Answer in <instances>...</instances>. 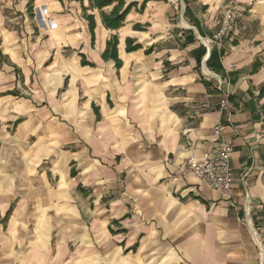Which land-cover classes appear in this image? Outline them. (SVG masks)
Segmentation results:
<instances>
[{
  "label": "crops",
  "instance_id": "crops-1",
  "mask_svg": "<svg viewBox=\"0 0 264 264\" xmlns=\"http://www.w3.org/2000/svg\"><path fill=\"white\" fill-rule=\"evenodd\" d=\"M232 6L234 27L215 44L222 69L205 56L198 69L195 21L209 37ZM113 34L119 68L102 57ZM127 37L141 48L125 51ZM0 54V264H264V0H147L115 29L89 0H0ZM218 123L232 143L229 194L185 168ZM21 182L42 185L37 205L55 210L27 233Z\"/></svg>",
  "mask_w": 264,
  "mask_h": 264
},
{
  "label": "trees",
  "instance_id": "trees-1",
  "mask_svg": "<svg viewBox=\"0 0 264 264\" xmlns=\"http://www.w3.org/2000/svg\"><path fill=\"white\" fill-rule=\"evenodd\" d=\"M146 1L147 0H143L138 7V3L136 1L126 2V0H89L92 7L97 8L99 10L100 19L102 20L104 26L110 29H115L121 26L123 22L125 21V17L128 14V12L131 10V8L136 7L138 8L139 11H142L146 5ZM109 5H113L112 9L110 11H105L103 8ZM28 9L29 11L32 10L30 5ZM188 12H189V5L186 4L185 9H184V14H187ZM84 17L86 18V20H88L89 34L91 36V41L93 43L94 37H95L94 36V28H95L94 16L91 13H85ZM194 24L196 25L198 32L202 36H205V34L200 29L198 22L195 21ZM133 28L137 30H143L144 26L140 23H135L133 25ZM186 33H188V35L185 39V44L189 42H194L196 40L195 33H193L192 30L188 29ZM232 42L235 43L236 41L233 40ZM117 43H118V35L113 34L110 38L106 40V45L103 50L102 57L104 59H112L114 61V65L119 68L121 65V59L118 56ZM125 43H126L125 51L127 52H132V50L141 48V44L136 42V39L133 37H127L125 40ZM149 51H150V48H147L146 52H149ZM207 52H208V49L203 43H199L196 47H194L193 50H191V55L195 58L198 69H200L202 58L207 54ZM223 55H224V49L221 47H217L215 44H213L210 47V51H209L208 57L205 60V64L210 70L212 69L218 72L222 69V65L220 64V58ZM0 56H2V54H0ZM81 64L82 65L88 64L90 66L94 65L92 62L87 61L83 55L81 59ZM261 64H262L261 60L257 58L253 62L252 72L257 71ZM164 65H166L167 68L169 67L166 61H164ZM200 80H202L203 83L208 84L207 81L204 80L202 76L200 77ZM7 92L12 93L14 95H18L17 91L14 89L9 90ZM262 96H264V83L260 85L256 99L261 98ZM228 98L229 99L232 98L231 95H228ZM94 110L98 118L99 114L97 113V108L95 106H94ZM19 121L20 119H17L15 123H18ZM70 174L71 175L75 174L74 168H72ZM12 207H13V203H11L10 207L7 209V212L3 218L4 220H7V218L9 217L12 211Z\"/></svg>",
  "mask_w": 264,
  "mask_h": 264
},
{
  "label": "built area",
  "instance_id": "built-area-1",
  "mask_svg": "<svg viewBox=\"0 0 264 264\" xmlns=\"http://www.w3.org/2000/svg\"><path fill=\"white\" fill-rule=\"evenodd\" d=\"M234 9V6L227 8L219 22V27L209 37L199 36V39L205 44H210V42L211 44L219 43L227 35L228 31L234 27ZM226 106L227 104L224 102L221 108L224 109ZM224 128L225 126L221 123L213 126L215 137L213 145L203 152L200 159L188 157L185 162V168L197 178L207 182L213 189L215 188L224 194H229L235 176L230 158L232 143L223 138Z\"/></svg>",
  "mask_w": 264,
  "mask_h": 264
},
{
  "label": "rangeland",
  "instance_id": "rangeland-1",
  "mask_svg": "<svg viewBox=\"0 0 264 264\" xmlns=\"http://www.w3.org/2000/svg\"><path fill=\"white\" fill-rule=\"evenodd\" d=\"M15 23V22H14ZM16 25V24H15ZM210 44H211V42H210ZM210 44H207L206 43V45H210ZM204 76L205 77H209V75H210V72H209V70H207V68L205 67L204 68ZM25 96H30L29 94H27V93H25ZM30 144V142H26L25 143V146L24 147H26V149H28V145ZM50 160L49 159H43L41 162H40V165H39V167H38V170L39 171H41V170H46L47 169V167L50 165V162H49ZM19 163H20V167L24 170V169H26V170H28L29 171V169H30V164H28L29 162H28V160L27 159H25V160H20L19 161ZM30 172V171H29ZM28 174H30L31 175V172L30 173H28ZM36 174L37 173H35V176H36ZM27 181V180H26ZM57 183V181L56 180H52V184L53 185H55ZM27 186V187H26ZM29 186L30 185H27V182L24 184V183H22L21 182V184H20V190H19V194L21 195V196H25L26 197V195L28 196V197H30V199L32 198L33 200H32V202L30 203V205L28 206V210H29V217H28V219H27V222L23 225L24 227H23V229L22 230H24V232H31V231H33L34 230V226H35V222H36V218H37V216H40L41 214H40V212H42L43 211V209H45L44 210V212H45V214H48V216L49 217H53V216H55V210H52V209H50L49 207L48 208H46L45 206H40V205H37V203H38V200H41V198H45V197H47V194H46V191H44V187L41 185L40 187L41 188H39V186H36V189L34 190V188L33 187H31V189H29ZM29 189V190H27V189ZM59 214V213H58ZM21 230V231H22ZM53 233H57V231H56V229L55 230H53ZM52 237H54V235H52ZM23 242H24V244H25V246H22V244H19V248H23V249H26L27 248V244H28V241L24 238L23 239ZM70 249L72 250L73 249V246L71 245L70 246ZM53 250H54V244H52V248H51V253L53 252ZM11 258V257H10Z\"/></svg>",
  "mask_w": 264,
  "mask_h": 264
},
{
  "label": "water",
  "instance_id": "water-1",
  "mask_svg": "<svg viewBox=\"0 0 264 264\" xmlns=\"http://www.w3.org/2000/svg\"><path fill=\"white\" fill-rule=\"evenodd\" d=\"M205 60H206V55H205V57L203 58V63L205 62Z\"/></svg>",
  "mask_w": 264,
  "mask_h": 264
}]
</instances>
